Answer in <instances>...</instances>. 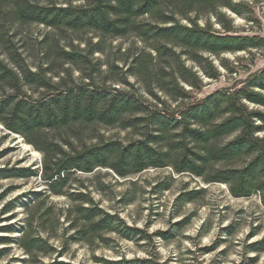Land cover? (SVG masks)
<instances>
[{
    "label": "trees",
    "instance_id": "trees-1",
    "mask_svg": "<svg viewBox=\"0 0 264 264\" xmlns=\"http://www.w3.org/2000/svg\"><path fill=\"white\" fill-rule=\"evenodd\" d=\"M57 1L0 0V124L41 152L40 170L18 169L13 176H39L51 195L70 200L72 242L107 244L106 236L114 233L127 241L146 238L144 231L105 212L88 192H64L71 173L98 167L120 179L171 168L177 175L225 185L234 198L259 194L264 208V69L239 86L194 95L205 86L204 78L221 76L218 66L234 73L224 53L264 47V38L235 35L232 20L222 13L226 8L251 22V5L236 0ZM208 15L221 31L206 19L199 24ZM32 25L49 30L34 40L39 62L33 67L27 62L32 54L25 53L28 42L19 32ZM83 34L91 37L83 40ZM71 35H79L80 46L72 39L63 44ZM124 37L140 46L115 48L124 56L122 66L103 62V71L95 53L106 56L111 42ZM97 125L131 130L136 138L87 145L86 135ZM42 204L33 209L41 210ZM49 212L42 210L36 220L28 217L16 239L28 264H68L42 260L53 249L35 231L46 230ZM258 244L251 246L253 252L264 250ZM101 262L155 264L151 258Z\"/></svg>",
    "mask_w": 264,
    "mask_h": 264
},
{
    "label": "rangeland",
    "instance_id": "rangeland-1",
    "mask_svg": "<svg viewBox=\"0 0 264 264\" xmlns=\"http://www.w3.org/2000/svg\"><path fill=\"white\" fill-rule=\"evenodd\" d=\"M237 1L250 4L253 14L249 22L222 9V13L232 20L234 34L264 38V0ZM205 19L213 29L221 31L212 15L199 19V24H205ZM48 31L41 25L19 31L28 42L25 53L32 54L27 58L32 67L39 62L34 40ZM75 37L79 39V35H71L62 42L66 46L72 39L74 45L80 46ZM90 37L91 34L81 35L83 40ZM133 45L140 46L133 37L113 40L105 51L108 58L98 53L94 58L101 62L103 71L106 70L103 62H115L120 67L124 56L115 48L120 47L122 52ZM222 57L228 60L234 73L222 69L213 58L221 76L216 80L204 78L205 86L194 95L204 97L225 87L239 86L253 73L264 69V47L236 54L224 53ZM186 65L197 69L189 61ZM103 76H99L97 83H101ZM72 78L79 84L77 72H73ZM129 82L134 84L133 79ZM135 135L131 130L97 125L87 133L85 142L87 145L109 141L126 144L135 139ZM42 163L41 152L0 124V239H7L0 240V264H28L27 255L16 244V239L28 217L33 216L36 220L37 214L46 208H50V215L45 218L46 230L35 231L53 249L49 256L42 258L44 262L102 264V260L115 261L123 257L151 258L155 264H264V250L253 252L251 247L258 243L257 247L264 246V208L259 194L234 198L225 185L206 184L187 173L177 175L171 168L147 169L126 179L100 167L92 173H71L69 187L64 192H88L105 212L116 214L126 226L144 231L143 236H146L142 240L127 241L114 233L106 236L110 239L107 244L89 246L70 240L73 230L69 228L70 200L66 196L51 195L39 176H13L18 169L25 172L40 170ZM37 203H43L39 211L33 209ZM35 224L33 228L39 230Z\"/></svg>",
    "mask_w": 264,
    "mask_h": 264
}]
</instances>
